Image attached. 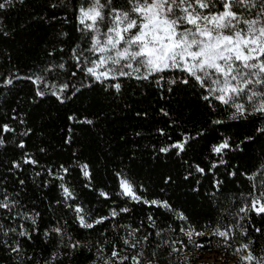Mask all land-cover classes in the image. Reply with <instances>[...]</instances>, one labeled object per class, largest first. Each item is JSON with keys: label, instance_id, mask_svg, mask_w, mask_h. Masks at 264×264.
Here are the masks:
<instances>
[{"label": "trees", "instance_id": "16d2710c", "mask_svg": "<svg viewBox=\"0 0 264 264\" xmlns=\"http://www.w3.org/2000/svg\"><path fill=\"white\" fill-rule=\"evenodd\" d=\"M112 3L127 6L126 0ZM87 5L88 0H13L0 10V201L10 203L0 208V264H103L100 257L107 259L113 247L127 257L143 252L142 264H228L247 254L236 252L243 244L264 254V213L240 212L264 192V132L258 130L264 117L234 119L235 109L203 99L206 89L191 78L181 83L186 74L179 70L137 79L144 70L128 69L131 76L96 81L85 62L92 33L79 19ZM7 79L13 83L5 84ZM117 82L119 91L111 86ZM224 139L230 148L215 153ZM178 142L183 150L173 147ZM122 177L139 195L167 201L171 210L122 195ZM121 208L129 211L111 217L112 209ZM81 215L88 223L109 219L87 229ZM226 225L235 233L227 244L213 235ZM188 227L205 235L189 238ZM76 241L77 249L65 247ZM54 252L59 255L52 261ZM208 252L225 259H207Z\"/></svg>", "mask_w": 264, "mask_h": 264}, {"label": "snow or ice", "instance_id": "6c2138e0", "mask_svg": "<svg viewBox=\"0 0 264 264\" xmlns=\"http://www.w3.org/2000/svg\"><path fill=\"white\" fill-rule=\"evenodd\" d=\"M126 3V7H114L112 0H106L105 3H101V0H88V6H81L79 9L80 23L84 29L94 34L91 37V47L87 51L93 55L100 54L95 59L85 57V62L93 65L87 67L86 72L96 81L131 76L132 71L139 72L141 68L144 75L136 77L137 79H148L157 73L179 70L186 74L181 78V83L188 84L191 78L199 87L206 89L208 95L203 96V99L209 100L212 97L235 109L232 113L234 119L249 113L264 117V0H126ZM12 4L13 0H2L0 10ZM101 25L106 30L102 31ZM80 55H83V52L77 56L78 60ZM101 66L105 67V71L98 72L97 69ZM60 67L63 68L64 65L61 64ZM42 79L36 78L37 81ZM159 79L163 80L164 77L160 76ZM170 82L175 84L177 81L172 79ZM4 83L11 85L13 81L7 79ZM111 86L117 91L121 88L118 82ZM62 88L67 89L68 84H63ZM38 95L42 96L44 93L38 92ZM3 130L11 131L7 125L3 126ZM258 130L264 132V128ZM20 146L23 147V144ZM173 147L183 150L184 142H178ZM228 148L229 141L224 139L213 147V151L220 154ZM161 151L166 152L168 149ZM24 163L36 161L25 159ZM19 166L17 162L16 167ZM83 167V174L89 176L87 166ZM64 171L67 172V169ZM197 171L203 173L205 170L197 166ZM119 183L121 194L131 200L171 210L167 201L148 200L138 195L136 186L128 179L121 178ZM64 193L71 196L68 188H64ZM101 195L108 197L104 192H101ZM9 207V202L0 201V208ZM76 210L78 213L83 211L80 208ZM128 211L127 208H121L119 211L112 209L110 215L116 217L121 212ZM248 211L264 213V192L259 196L253 195L250 204L240 208V212ZM178 215L186 219L183 213ZM29 218L35 225V218ZM107 219L108 216L100 217L94 223H88L81 215L79 222L81 227L91 229ZM53 231L62 233L59 227ZM19 234L30 235L27 231ZM192 234V231L185 233L189 238ZM195 234L201 237L205 235L202 231ZM213 235L223 238L227 244L235 233L232 226L226 225L217 226ZM144 239L147 240L148 237L145 236ZM131 246L136 247V244ZM196 246L204 247L203 244ZM65 247L77 249L80 242L69 243ZM244 250H248L246 255L241 254ZM12 251H19V245L13 247ZM236 252L241 254L242 264H264V254H254L248 244L241 245ZM58 255V252H54L51 260L55 261ZM151 255L155 257L157 254L152 252ZM142 256L143 252L132 257L121 256L113 247L107 259L103 256L100 258L103 264H123L128 259H131L133 264H142ZM143 264H154V261L147 259Z\"/></svg>", "mask_w": 264, "mask_h": 264}, {"label": "rangeland", "instance_id": "374dc122", "mask_svg": "<svg viewBox=\"0 0 264 264\" xmlns=\"http://www.w3.org/2000/svg\"><path fill=\"white\" fill-rule=\"evenodd\" d=\"M88 6V5H87ZM87 6H84V7H87ZM84 27V26H83ZM101 30L102 31H104V30H106L105 28H104V26L103 25H101ZM89 31V30H88ZM91 32V31H90ZM92 33V32H91ZM94 34L92 33V36H93ZM98 55H100L99 53H96L95 55H93L92 53H90L89 55H87L86 57H88L89 59H95L96 58V56H98ZM93 65L92 64H88V67H92ZM134 67H135V65H134ZM142 69V68H141ZM126 71H128V69H125ZM97 71L98 72H103V71H105V67L104 66H101V67H99L98 69H97ZM122 178H125V177H122ZM125 179H127V178H125ZM129 180V179H128ZM130 181V180H129ZM131 182V181H130ZM133 184V183H132ZM136 191V190H135ZM138 194V193H137ZM139 195V194H138ZM186 231L188 232V231H192L193 232V234H192V236L193 237H197V235L195 234V232H197V231H195L193 228H190V227H188V228H186ZM205 258H207V259H210V260H220V261H223L224 259H225V256L223 255V254H221V253H217V252H208V253H206L205 254ZM228 264H242V262H241V260H240V257H238V256H235V257H232L229 261H228Z\"/></svg>", "mask_w": 264, "mask_h": 264}]
</instances>
